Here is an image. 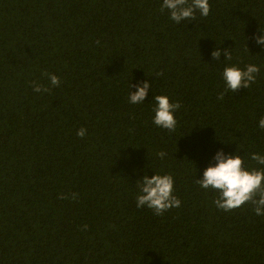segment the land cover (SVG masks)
<instances>
[{"label": "trees", "instance_id": "obj_1", "mask_svg": "<svg viewBox=\"0 0 264 264\" xmlns=\"http://www.w3.org/2000/svg\"><path fill=\"white\" fill-rule=\"evenodd\" d=\"M208 2L177 24L162 0H0V264H264V216L195 182L218 150L264 168V0ZM248 64L256 82L218 100L224 67ZM156 95L181 104L174 132L153 123ZM153 174L181 201L159 216L136 207Z\"/></svg>", "mask_w": 264, "mask_h": 264}, {"label": "clouds", "instance_id": "obj_2", "mask_svg": "<svg viewBox=\"0 0 264 264\" xmlns=\"http://www.w3.org/2000/svg\"><path fill=\"white\" fill-rule=\"evenodd\" d=\"M168 11L170 19L177 24L184 20H194L196 13L200 16L207 17L210 12V4L208 0H162L160 11ZM255 42L264 48V35H253ZM221 51L215 49L211 52L214 60L220 61ZM224 60H231L232 54L228 49L223 51ZM260 68L254 64H248L244 69L238 66H226L222 72V79L225 82V90L217 96L218 100L224 98L225 92H236L240 88L248 89L256 82V76L259 74ZM43 76L48 78L52 87H58L61 83L57 75L44 72ZM163 75L157 72L156 76ZM34 92H48L50 88L39 84L35 81L31 82ZM136 91L129 93L128 99L132 104H142L150 91L151 84L148 81H142L136 85ZM155 106L153 108L154 125L174 132L177 126V120L174 113L180 109L179 101L171 102L166 95H156L154 97ZM258 127L264 129V116L259 119ZM86 129L81 127L76 135L83 138ZM167 154L163 151L158 152L157 156L163 159ZM251 160L259 165H264V155L258 153L250 154ZM213 159L214 165H209L203 171L202 177L196 179L195 182L203 189H211L217 192L213 203L219 210L229 212L241 208L245 204H251L252 210L257 216H264V168H246L243 158L238 154L228 155L222 150H218ZM138 194L136 196V207H147L151 209L155 215H163L164 212L171 208H178L181 201L173 194L174 180L169 174L159 175L153 174L151 178L144 175L137 180ZM60 199L78 198L77 193L71 195L59 194ZM87 230V225L83 226Z\"/></svg>", "mask_w": 264, "mask_h": 264}]
</instances>
